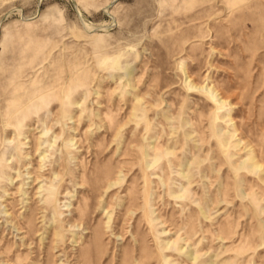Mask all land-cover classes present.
Segmentation results:
<instances>
[{"label":"rangeland","instance_id":"obj_1","mask_svg":"<svg viewBox=\"0 0 264 264\" xmlns=\"http://www.w3.org/2000/svg\"><path fill=\"white\" fill-rule=\"evenodd\" d=\"M0 264H264V0H0Z\"/></svg>","mask_w":264,"mask_h":264},{"label":"bare ground","instance_id":"obj_2","mask_svg":"<svg viewBox=\"0 0 264 264\" xmlns=\"http://www.w3.org/2000/svg\"><path fill=\"white\" fill-rule=\"evenodd\" d=\"M206 88V87H205ZM216 95V94H215ZM220 100V99H219ZM255 166L256 167H260V165L258 163H255Z\"/></svg>","mask_w":264,"mask_h":264}]
</instances>
